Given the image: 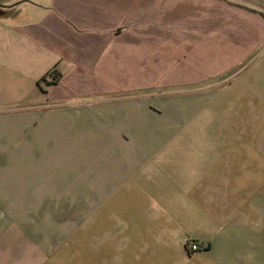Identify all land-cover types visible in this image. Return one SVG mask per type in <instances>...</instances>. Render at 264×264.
<instances>
[{"label": "crops", "instance_id": "obj_1", "mask_svg": "<svg viewBox=\"0 0 264 264\" xmlns=\"http://www.w3.org/2000/svg\"><path fill=\"white\" fill-rule=\"evenodd\" d=\"M0 264H264V0H0Z\"/></svg>", "mask_w": 264, "mask_h": 264}, {"label": "trees", "instance_id": "obj_2", "mask_svg": "<svg viewBox=\"0 0 264 264\" xmlns=\"http://www.w3.org/2000/svg\"><path fill=\"white\" fill-rule=\"evenodd\" d=\"M62 78V73L55 70H52L49 72L42 80L41 82H44L47 86L52 84H57Z\"/></svg>", "mask_w": 264, "mask_h": 264}, {"label": "built area", "instance_id": "obj_3", "mask_svg": "<svg viewBox=\"0 0 264 264\" xmlns=\"http://www.w3.org/2000/svg\"><path fill=\"white\" fill-rule=\"evenodd\" d=\"M187 246H188L189 252L191 254H195L201 250V247H200L199 243H197V242H189L187 244Z\"/></svg>", "mask_w": 264, "mask_h": 264}]
</instances>
